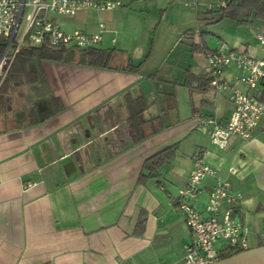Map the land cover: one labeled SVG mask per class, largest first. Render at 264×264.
Returning <instances> with one entry per match:
<instances>
[{
  "label": "crops",
  "instance_id": "1",
  "mask_svg": "<svg viewBox=\"0 0 264 264\" xmlns=\"http://www.w3.org/2000/svg\"><path fill=\"white\" fill-rule=\"evenodd\" d=\"M202 1L205 12L225 3ZM121 2L111 10L48 14L64 31L96 32L103 22L106 30L95 48L111 54L110 67L80 63L73 49H67L70 60L64 59L67 52L59 61L29 59L28 75L10 83L18 85L15 96H42L26 119L8 111L14 99L5 89L0 264H180L192 234L176 200L197 154L214 173L201 179L194 207L207 216L209 192L218 176L226 178L240 194L233 215L246 228L247 249L264 245V118L251 137L232 136L223 149L211 144L200 122L210 116L224 124L232 110V87H241L234 64L223 72L228 87H211L205 52L224 42L228 49L264 58V44L258 34L250 42L223 28L201 27L204 11L195 27L183 25L171 33L177 41L159 35L157 42L153 18L161 20L176 0ZM250 14L224 18L242 24ZM180 46V54L172 55ZM197 51L199 70L192 64ZM128 62L140 65L125 70ZM255 93L264 102V83ZM131 100L142 102L143 123L135 131L144 136L136 141L128 119ZM164 149H170L167 157L148 169L146 160ZM223 246L221 240L214 247Z\"/></svg>",
  "mask_w": 264,
  "mask_h": 264
},
{
  "label": "built area",
  "instance_id": "2",
  "mask_svg": "<svg viewBox=\"0 0 264 264\" xmlns=\"http://www.w3.org/2000/svg\"><path fill=\"white\" fill-rule=\"evenodd\" d=\"M220 4L224 5V2ZM120 5V0H0V35L5 39L0 54V82L23 46L47 44L65 49H86L95 47L106 30L105 24L99 22L96 32L80 29L64 31L48 18L49 12L74 15L80 9L103 11ZM257 38L264 44V34H258ZM229 64L237 67L236 80L241 87H232V110L227 121L219 124L210 116L200 118L202 131L219 149L225 148L232 136L242 139L251 137L258 121L264 118V102L255 93L259 83H264V58L228 49L224 42H220L215 49L207 50L204 74L208 84L216 91L228 87L223 72ZM229 171L234 172L232 168ZM213 173L214 169L204 157L197 154L187 182L178 190L176 203L192 234V241L185 245L180 264H206L219 259L223 252L247 249L246 228L233 215L240 194L231 189L226 178L218 176L210 190L205 204L207 216H203L192 203L201 179ZM221 240L224 246L218 251L214 246Z\"/></svg>",
  "mask_w": 264,
  "mask_h": 264
},
{
  "label": "trees",
  "instance_id": "3",
  "mask_svg": "<svg viewBox=\"0 0 264 264\" xmlns=\"http://www.w3.org/2000/svg\"><path fill=\"white\" fill-rule=\"evenodd\" d=\"M243 14L248 15L249 13H253L254 16L264 19V0H225L224 5H219L217 8L212 9L209 8L203 16L200 17V21L212 24L224 17L235 18L238 15ZM246 19L243 17L238 18V21H245ZM5 46V39L0 35V54L3 51ZM79 52V61L80 63H85L92 66L99 67H110L112 63L111 54L106 52L103 49H98L95 47H90L86 49L77 50ZM67 49L63 46H50L47 44H41L39 46H23L16 53L12 62L10 63L6 74L2 81H4V85L9 86V84L16 79V77L27 76L26 62L29 59L36 60H54L59 61L62 60L66 55ZM20 61V65L16 67L17 62ZM140 63L133 64L128 62L125 70H136L139 67ZM208 83V81H207ZM5 89L0 92V109L4 107L6 102H4V94ZM139 103H142L138 100L128 101L129 108V116L130 120V132L132 134L133 139L140 140L144 134L136 135V129L141 130V125L143 123V119L141 117L142 108L138 106ZM2 106V107H1ZM154 131V130H153ZM136 135V136H135ZM170 149H164L150 158H148L145 162V165L148 169L153 170L163 158L167 157ZM242 251L241 249L229 250L220 254L219 258L231 255L233 253H237Z\"/></svg>",
  "mask_w": 264,
  "mask_h": 264
},
{
  "label": "rangeland",
  "instance_id": "4",
  "mask_svg": "<svg viewBox=\"0 0 264 264\" xmlns=\"http://www.w3.org/2000/svg\"><path fill=\"white\" fill-rule=\"evenodd\" d=\"M121 1V0H120ZM202 0H176V2H173L166 10H164L160 16H162L161 20H158L159 18H153L154 25L156 26L158 30V37L156 38V41L160 40L159 35H161L164 41V38L166 40L170 39L172 42L174 39H177V36L174 38H171V33L175 30H178L183 25H189L190 27H195L197 19L196 17H199L203 14V11L205 12L207 6L204 5V2ZM214 3V6L217 5V0H212ZM195 2L193 6L187 5V3ZM122 3V2H121ZM188 9L191 11V13H188ZM155 13V12H154ZM205 25H202L201 27L206 28L208 26H213L215 28H223L222 30L224 32L229 33L230 35H236L240 37H245L250 42H256V34H264V20L257 18L254 16L253 13L250 14L249 20L247 22H244L242 24L234 22L232 19L224 18L220 22H216L213 24L207 25V23H203ZM130 26L137 29V25L135 23H130ZM188 27V26H187ZM205 36L210 37V34H205ZM177 41V40H176ZM179 44V43H178ZM230 45V43H229ZM179 50H183L182 46L176 47L172 51V55L180 54ZM74 57L77 58L79 52L76 49H73ZM179 51V52H178ZM196 58H193L192 64L194 66V69L199 70L200 63L199 59L201 58V53L196 52L195 53ZM20 65V61L17 62L16 67ZM4 78V77H3ZM4 81L1 80L0 82V92L4 89H9V96L10 98L14 99V103L11 104L9 108V112L18 119H26L29 117V111L30 106L35 107L39 104L41 101L42 96H38L36 93L32 94L30 92H26L24 96L16 94L15 91L18 90V85L16 84H10L12 86H6L3 83ZM21 90H24V88H21ZM22 92V91H21ZM6 94H4L5 96ZM3 98L5 99L6 97ZM2 107V106H1ZM7 108L6 105L3 107V109ZM42 111L39 113L41 114ZM6 125V120H0V127Z\"/></svg>",
  "mask_w": 264,
  "mask_h": 264
},
{
  "label": "water",
  "instance_id": "5",
  "mask_svg": "<svg viewBox=\"0 0 264 264\" xmlns=\"http://www.w3.org/2000/svg\"><path fill=\"white\" fill-rule=\"evenodd\" d=\"M71 55V52H67L64 59L70 60ZM206 264H264V245L245 249Z\"/></svg>",
  "mask_w": 264,
  "mask_h": 264
}]
</instances>
